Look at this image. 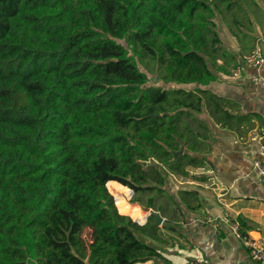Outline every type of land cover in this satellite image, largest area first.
<instances>
[{"label": "trees", "instance_id": "trees-1", "mask_svg": "<svg viewBox=\"0 0 264 264\" xmlns=\"http://www.w3.org/2000/svg\"><path fill=\"white\" fill-rule=\"evenodd\" d=\"M244 8V0H0V264H173L167 224L133 218L145 222V207L166 212V194L182 218L200 209L196 189L175 197L171 173L211 162L213 127L239 130L253 118L210 87L238 60L216 18ZM237 14L233 33L246 53L254 21ZM146 58L160 65L152 83L138 65Z\"/></svg>", "mask_w": 264, "mask_h": 264}, {"label": "crops", "instance_id": "crops-1", "mask_svg": "<svg viewBox=\"0 0 264 264\" xmlns=\"http://www.w3.org/2000/svg\"><path fill=\"white\" fill-rule=\"evenodd\" d=\"M261 5L264 8V0ZM253 34L264 42V22H254ZM222 40L228 50L238 56L230 71L232 67L240 64L244 68V75L238 78L231 73H219L220 80L211 83L210 87L217 94L237 102V108L232 110L233 112L252 113L254 116L239 130H226L219 125L215 126L224 134L214 132V142L217 140V143L213 155L210 156L212 169H207L212 172L203 174L210 176L214 186L211 190L201 182L204 186L199 190L203 197L202 207L187 211L184 216L185 223L182 225L188 227V239L196 246L190 252L201 257L202 263L206 261L207 264H259L225 226L215 228L204 220L208 215L229 213L239 220L242 228L251 236L264 240V182L259 181L251 172L260 138L264 134V85L253 84L247 77L252 70L243 60V55L247 52L241 53L238 41L228 42L223 35ZM261 73L264 75V67ZM199 212L201 216L197 215ZM178 252L174 254L178 257L177 263L173 264H179L181 256L186 263L187 249L182 248ZM136 264L166 263L151 259Z\"/></svg>", "mask_w": 264, "mask_h": 264}, {"label": "rangeland", "instance_id": "rangeland-1", "mask_svg": "<svg viewBox=\"0 0 264 264\" xmlns=\"http://www.w3.org/2000/svg\"><path fill=\"white\" fill-rule=\"evenodd\" d=\"M244 2H245V8L244 9L247 12L243 13L240 9H237V10H235V12H232L231 17L227 18V21L232 23L231 27H228V25L226 24L227 21L222 20V22H221L220 18H216V27H217V30L219 32L221 39H222V35H223V37H225V40H227L228 42H231L233 40H237L236 37L234 36V33H233L234 29H235L234 28V23H235L234 19H236V18L238 19V17L236 16L237 13H238L237 15L241 17V19L243 16L244 20L248 24V27H250L249 20L252 17H253L252 20L254 22L255 21L264 22V8L261 5L262 0H244ZM253 5H255V6H253ZM257 5H258V7H257ZM229 15H230V13L228 14V16ZM124 44H126V43H124ZM138 65L142 71L147 73L148 77L150 78L149 83H152L153 81H155V77H158V74H157L158 68L157 67L159 65V63L156 60L151 59V58H146L144 60H138ZM160 84H162V83L160 82ZM203 118H205V117H203ZM211 121H212V119H211ZM192 126L195 129H197L199 126V121H194ZM213 128H214V130H215L214 132H216V134L217 133L221 134V135L224 134V133H222L221 129L215 128V127H213ZM214 139H215V137L213 136L212 143H211L213 147L216 146V143H217V140L214 142ZM211 166H212V164L209 163V165H204V167L203 166L191 167V174L189 176H182L180 174H172L171 173L172 180L171 179L170 180H171V185H172V191L174 192L175 197L178 198L177 194H178V190H180V189H196L199 191L200 188L204 187L203 185H201V182L204 183L205 186L211 188V190H212L214 183L211 179H209L210 176L205 180H200V179H196L193 177L194 174H199V175L202 174L203 175V174H205V172H207V173L212 172L211 170L207 171V169H212ZM201 172H203V173H201ZM131 198L132 197H130V199ZM130 199L128 200L129 203H131ZM159 200L167 209L166 212L163 211L165 213V215L167 216L166 217L165 215H163L165 217V221L163 222V224H167V227L164 228L163 231L165 232V234L169 240L167 248L170 251L173 250L172 252H170V254H166V255L173 261V263H177L176 260L178 259V257H176V255H174L175 249H177V247L174 246L176 244V242H178L177 244L182 245L184 250L187 249L186 255L193 254V252L191 253L190 251H188L191 248V243H190V241L188 239V235H187L189 232L188 227H184L182 225L185 223L184 218H182V216H178L175 213L172 205L171 206L168 205V203H170V201H172V198L168 194H166L164 197H160ZM202 202H203V197H202ZM131 204H133V203H131ZM188 211H192V210H188ZM197 215L201 216V213L199 212V213H197ZM166 219H167V221H166ZM177 219H179V220H177ZM168 220H172L173 222L168 223ZM172 226H175V228H177V229H175L176 231L173 229H169ZM179 264H185V262H183V256H181V261H179ZM200 264H207V263H206V261H204L203 263L201 262Z\"/></svg>", "mask_w": 264, "mask_h": 264}, {"label": "built area", "instance_id": "built-area-1", "mask_svg": "<svg viewBox=\"0 0 264 264\" xmlns=\"http://www.w3.org/2000/svg\"><path fill=\"white\" fill-rule=\"evenodd\" d=\"M263 43L261 38H258L254 47L243 55L245 64L252 70L247 74V77L253 84L257 85H264V75L261 73L264 67ZM231 75L238 78L242 77L244 75L243 66L237 64L232 67ZM251 172L259 181L264 182V134L260 138L257 156L252 162ZM204 220L215 228H219L220 225L225 226L228 232L249 250L254 260L259 264H264V240L253 237L246 232L238 219L234 218L229 213H225L222 215H208Z\"/></svg>", "mask_w": 264, "mask_h": 264}, {"label": "water", "instance_id": "water-1", "mask_svg": "<svg viewBox=\"0 0 264 264\" xmlns=\"http://www.w3.org/2000/svg\"><path fill=\"white\" fill-rule=\"evenodd\" d=\"M156 78L159 79V77H156ZM150 115H151V116H160L161 114H157V115H155V114L151 113ZM183 151H184V146H182V148H181L179 151H175V155L182 154ZM129 188H130V187H129ZM130 190H131V197H132L133 194H134V190H133L132 188H130ZM114 198H115V200H116V197H115V196H114ZM143 209L146 210V211H148L149 214H148V216L146 217L145 222H141L140 220L133 218V219H134L135 221H137L138 223H140V224H145V223L148 221V217H149V216H153V217L155 218V224L158 225V226H161V225L163 224V222L165 221V217L163 216V214H162L160 211H158V210H156V209H153V208H150V207H145V208H143Z\"/></svg>", "mask_w": 264, "mask_h": 264}]
</instances>
